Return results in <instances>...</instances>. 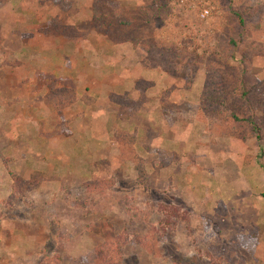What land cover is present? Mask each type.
Returning <instances> with one entry per match:
<instances>
[{
  "label": "rangeland",
  "instance_id": "374dc122",
  "mask_svg": "<svg viewBox=\"0 0 264 264\" xmlns=\"http://www.w3.org/2000/svg\"><path fill=\"white\" fill-rule=\"evenodd\" d=\"M94 4H0V264H104L98 249L105 241L112 264H264V0L97 2L102 9L118 4L122 23L130 21L120 29V20L111 17L92 26ZM204 8L210 9L208 18L201 17ZM108 30L130 37L124 42L127 61L116 62L117 70H148L131 91L115 93L127 112L115 102L123 121L108 122L109 137L97 144L100 149L122 137L117 160L126 164L116 169L109 164L97 180L81 179V169H45L56 165L50 160L70 162L63 153L13 152L16 146L43 144L37 135L48 128L53 129L48 145L59 149L71 139L68 129L57 131L61 123L50 107L45 114L52 122L32 120L35 102L25 85L19 94L9 88L20 72L21 81L34 78L24 72L29 49L48 50L50 39L58 44L65 39L78 55L88 34ZM51 50L49 62L59 56ZM244 72L253 87L248 104L257 108L261 143L254 136L236 137L227 123L199 110L207 77H224L228 97L232 76ZM35 80L43 85V74ZM100 122L91 129L103 131L107 122ZM141 162L147 168L143 175L134 165ZM10 170L21 179H13ZM45 171L57 179L44 183L51 178ZM148 172L156 176L152 182ZM190 258L195 262L186 263Z\"/></svg>",
  "mask_w": 264,
  "mask_h": 264
},
{
  "label": "crops",
  "instance_id": "0c3cea01",
  "mask_svg": "<svg viewBox=\"0 0 264 264\" xmlns=\"http://www.w3.org/2000/svg\"><path fill=\"white\" fill-rule=\"evenodd\" d=\"M56 41V39H50L48 41L50 42V44L46 46L48 47V50L38 51L33 48L32 51L29 49L27 65L24 67V72H27L26 74L28 76L32 75L34 78L31 80L28 78L27 82H24L23 80L21 81L22 73L20 72L19 75H16L14 82L9 85V88L15 90L17 94H19L18 92L21 89V86L24 85V89L30 90L29 100L34 98L33 100L35 102L31 107L32 112L30 113L32 120L34 121L52 122L50 116L45 114L48 107L43 100L52 86L56 88L73 89L79 96L86 97L87 101L88 99H92L93 101L92 103H85L82 99H79L60 113L52 108V112L49 114L54 116V121L61 123V128L57 131L62 135V132H64L63 129H68L67 131H69L70 134L66 135L71 138L65 139L63 146L59 145V149L48 145L49 142L47 138L49 137V132L53 131L52 128H48L45 132L37 135L39 140L42 139L44 141L43 144L36 143L33 145V149H30V147L27 149L25 146L17 148L16 146L14 149L15 151L13 152L21 154L32 153L33 155H54L56 153H63L65 155L64 159L69 158L70 162L64 161V163H61V160H50L56 165L51 163L48 165L46 164L45 169L54 172L57 167L65 168L62 167L64 165L73 169L83 170L78 174L81 179H86L88 177L97 180L100 177L98 175L100 169L108 167L109 164L115 167V169L118 166L126 164L125 161L122 162L117 160V156H119L120 153L119 147L117 144H114V142L106 147L101 145L100 149H98L97 146L99 142H102L105 138L109 137L108 132L110 130L108 122L123 121L119 118L120 116L116 110L117 104L110 99V94H117L121 91H127L126 93H128L132 90V84L135 86L136 84H139L140 80H146V73H148V70L144 69L145 67H141V71L138 70L134 72L132 69L121 71V66L120 70H117L116 62H120V59L122 61L127 57V52L124 48H128V45L124 42L122 44H117L104 34H88L87 38L83 40L88 43L79 47L78 50L80 51V54L78 55L76 54L77 50L72 48L73 45L71 41L70 43H67L65 39H60V44L56 43ZM51 49H53V51H55L60 57L57 56L55 61H52L51 58L49 62L46 55H49L48 53L52 51ZM16 51L18 53V50ZM36 51L40 54H36ZM105 52L107 55L103 56V53ZM63 57L64 60H62ZM132 58L135 57L132 56ZM124 61H127V59ZM105 62L107 63L105 64ZM38 72L43 74L44 84L41 86L36 83L35 80ZM69 75L73 77L71 83H68L66 80V77ZM48 81H51V85L48 84ZM15 99H18V97ZM30 102H28V105ZM109 109H112L113 111ZM96 115L99 116L100 121L105 120V122H107L103 131L97 129L96 132L94 129H91L93 126L98 128L100 123H102L94 118ZM12 119L14 120V116L11 117V120ZM70 120L71 122L73 121L72 126L70 125ZM74 123H78V125L74 126ZM44 143L47 144L48 147H46ZM69 145L70 148H68ZM82 153L88 156L81 157L80 155H82ZM69 154L75 155V161L73 160L72 155L68 156ZM90 155L91 157H89ZM104 158L107 159V161H105ZM29 159H31V157H29ZM111 159H113V161ZM100 164L103 166H99ZM85 166L89 167L88 173L84 170ZM32 169H35V167H30L28 170ZM47 171H45V174L51 178L48 181L45 179L44 183H49L50 180L57 179L56 177L58 176L55 174L52 175ZM126 174L128 173L124 172L123 176H126ZM109 177L111 176L109 175ZM56 182L58 183L59 181H55L54 184H56Z\"/></svg>",
  "mask_w": 264,
  "mask_h": 264
},
{
  "label": "trees",
  "instance_id": "16d2710c",
  "mask_svg": "<svg viewBox=\"0 0 264 264\" xmlns=\"http://www.w3.org/2000/svg\"><path fill=\"white\" fill-rule=\"evenodd\" d=\"M12 0H0V4H7L10 3ZM100 0H95V4L92 7V20L91 25L96 26L99 23H102L105 19L111 17L115 19H119L118 26L116 27L118 29L121 28V26L125 25L122 23V17H123V10L119 8L118 4L114 7H110L108 9H102L99 6H97V2ZM130 20V19H129ZM242 20L241 18L239 19ZM120 23V24H119ZM130 21L125 26H128ZM115 25V24H114ZM107 37L111 39V41L120 44L123 42H127L130 40V37H125L124 34H118L116 33V30L114 32H110L109 30L107 33H105ZM254 45V43L252 44ZM261 47L259 45L254 46V48ZM264 48V45H263ZM258 50V49H256ZM147 51H149L147 49ZM183 51L188 54V50L183 49ZM190 53V52H189ZM196 52L190 53L195 54ZM197 59L203 60V57H197ZM207 84H210L207 88V91L203 92L200 101H199V110L203 112L204 114L213 116L214 118L221 120L223 123H227V125L231 128V132L236 135V137L240 139H246L247 137H256V139L261 143L263 140V135L261 133V125L258 120L257 114H256V107H253L249 105L250 103L249 97L253 91L252 84L249 82L247 75L244 73L238 74L236 76H232V81H234V87H233V96H224V89L223 84H225L224 77H207ZM51 87V86H50ZM212 91V92H210ZM116 95L111 93L110 99L113 102H116L120 105V107L126 111V105L124 104L123 100L116 99ZM79 99H82L83 102L92 103V99H86V97H81L78 95V93L73 89L68 88H56L52 86L50 88V91L45 95L44 97V103L47 107L53 108L59 113L62 112L65 108L70 107L72 104L77 102ZM169 104L167 101H163V105ZM127 112V111H126ZM130 117V116H129ZM116 140H114V144H117L119 149L123 145L121 143L123 141L122 137L116 136ZM131 142H134L136 140L135 136L130 137ZM261 146V145H260ZM262 147V146H261ZM134 151V149H132ZM135 165V171H137L140 174H144V168H146V163L141 162L140 163H134ZM124 173V172H123ZM123 173L122 176H123ZM11 177L13 179H21V177H18V175L10 170ZM38 174L40 173H34L32 177L37 178ZM42 174V173H41ZM151 182L156 179V176L152 173L150 174L148 172L147 175ZM44 178L46 176L44 175ZM96 186L97 183H94ZM264 196V195H263ZM169 221H167V224ZM175 225V222H173ZM126 244V243H125ZM124 245V243H122ZM100 250V257L104 264H112V260H110L111 257V244L108 243V241L104 242L101 247L98 249ZM175 250V249H174ZM110 251V253H109ZM98 254V253H97ZM177 255L181 256L180 254L176 253ZM99 255H97V258ZM195 262L196 259L190 258L186 260V263L189 262Z\"/></svg>",
  "mask_w": 264,
  "mask_h": 264
},
{
  "label": "built area",
  "instance_id": "2783aa9c",
  "mask_svg": "<svg viewBox=\"0 0 264 264\" xmlns=\"http://www.w3.org/2000/svg\"><path fill=\"white\" fill-rule=\"evenodd\" d=\"M210 15V9L209 8H204L202 11H201V17L202 18H208Z\"/></svg>",
  "mask_w": 264,
  "mask_h": 264
}]
</instances>
